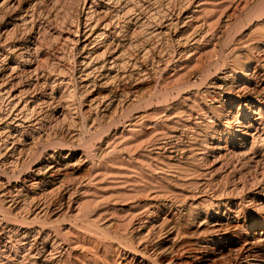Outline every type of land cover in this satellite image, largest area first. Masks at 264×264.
<instances>
[{
	"label": "bare ground",
	"instance_id": "obj_1",
	"mask_svg": "<svg viewBox=\"0 0 264 264\" xmlns=\"http://www.w3.org/2000/svg\"><path fill=\"white\" fill-rule=\"evenodd\" d=\"M53 1L0 0V213L7 218L0 217V264H263L264 153L257 148H264V21L253 24L255 38L233 45L238 53L227 71L213 76L212 70L222 62L213 53L236 42L237 25L263 19L264 0H234L237 16L223 26L202 16L216 0H75L56 24ZM190 6V15L204 21L182 40L194 27L184 16ZM165 34L170 44L178 42L172 57L161 56L153 41ZM53 39L62 48L44 53ZM159 72L169 82L161 102L175 92L179 102L158 101L159 121H130L146 103L133 82ZM91 87L106 94L85 107ZM117 100L115 132L102 139L105 126L96 120L108 117ZM87 161L86 178L70 181ZM251 171V182L260 184L256 193L246 189ZM178 184L196 191L180 192ZM139 195L154 200L90 218L94 237L70 227L67 244L60 232L33 228L23 217V210L36 219L58 212L87 216L100 199L110 206L113 196ZM249 198H258L253 218L242 208ZM193 228L202 229L200 237H191Z\"/></svg>",
	"mask_w": 264,
	"mask_h": 264
},
{
	"label": "rangeland",
	"instance_id": "obj_2",
	"mask_svg": "<svg viewBox=\"0 0 264 264\" xmlns=\"http://www.w3.org/2000/svg\"><path fill=\"white\" fill-rule=\"evenodd\" d=\"M64 1V2H63ZM73 1H75V0H54L53 2H54V6H56V12H57V18L59 19V20H57L56 22H55V24L58 22V21H60L61 20V18H63V16L67 13V11H69V7H71V5L74 3ZM170 0H165V3L167 4L168 2H169ZM224 0H216V2H218L219 4H216L215 5V7H211V9H209L208 11H206L205 12V14L204 15H202V16H205V17H207L208 19H209V21H213L214 23H215V21H217V22H219V24H223V25H225L224 23H226V21L225 20H227V18H233L232 20H234V17H235V15L237 14L236 12H234L236 9H234L233 7H235L234 5H235V3L237 2V1H234V0H231V2L230 3H228V2H223ZM234 1V2H233ZM222 2V3H221ZM65 3V4H64ZM234 3V4H233ZM229 4H231V5H229ZM194 6H196V5H194ZM220 6V7H219ZM72 7H73V5H72ZM216 8H218V9H216ZM54 9H55V7H54ZM192 10L193 11H195V8L193 7V6H190L189 8H187V10L185 9L184 10V13H185V19H187L189 22H191L192 23V25H194V27H190V29L191 30H189L187 33H185V36H184V34H183V39L182 40H184L185 38H186V36L188 35L189 36V32H191V33H193V30L198 26L197 25V23L198 22H203L204 20H202L201 18H199V19H197V17H192V15H190L191 13H193L192 12ZM238 15H239V13H238ZM188 16H190V17H188ZM237 16V15H236ZM243 17H244V15H243ZM192 18H193V20H192ZM263 18V19H262ZM261 19L262 20H256V19H254L253 21H251L250 23H245V24H242V25H237V28H236V30H233V33H234V37L236 38V42H234V41H231L232 43L229 45H223V49H224V51H223V53L222 54H220L219 53V51H217V52H215V53H213V55H214V57H213V59L214 60H218L219 58H220V61H222V62H220L221 64L218 66V70H216L215 68H213V70H212V75L213 76H215V75H220V73H223V72H225V71H227L228 69H229V65L231 64V58H232V56H235L236 55V53H238L236 50H234V46L233 45H235V44H238V45H236V46H239V47H241L242 45H243V43L246 41V40H248V39H251V37L252 38H255V35L254 34H256V33H254L255 32V30L254 31H252L253 29H254V25L256 24V21H264V17L262 16L261 17ZM197 20H200V21H197ZM193 21V22H192ZM201 22V23H202ZM212 22V23H213ZM255 22V23H254ZM193 23H195V24H193ZM207 23V22H206ZM209 23V22H208ZM198 24H200V23H198ZM254 24V25H253ZM182 25V24H181ZM208 25V24H207ZM222 25V26H223ZM241 27V28H239V27ZM217 27V26H216ZM236 27V26H235ZM235 27H233L232 29H235ZM193 29V30H192ZM235 31V32H234ZM210 33V32H209ZM63 34L64 35H68L69 34V32H67L66 31V29L65 30H63ZM191 35V34H190ZM257 35V34H256ZM162 36H164V37H162L163 39L160 41V39H161V35H159L158 37L159 38H157L156 39V36H155V39L153 38V41L154 42H156L160 47V55L162 56V55H164L163 57H169V55L168 54H170V56L172 57L173 55H174V53H172V52H174L175 51V49L177 48V46H178V42L175 40V42L173 43V44H170L171 42L169 41V37H168V35L167 34H165V35H162ZM187 36V37H188ZM130 37H132V36H130ZM167 37H168V41L166 40L167 39ZM123 38V37H122ZM239 38V39H238ZM224 39V38H223ZM56 40V41H55ZM238 40V41H237ZM239 40H243L242 42H240L239 43ZM58 41V42H57ZM169 42V43H168ZM61 44V40L60 39H53L50 43H47V44H45L44 45V47H43V52L44 53H49V54H51L52 52H53V50H55V49H58V48H62V46H58V44ZM161 43V44H160ZM234 43V44H233ZM164 45V46H163ZM218 46H219V44H217ZM241 45V46H240ZM58 46V47H57ZM162 46V47H161ZM231 46V47H230ZM82 46L81 45H79V47H78V49H76L75 51H74V53L76 54V56L79 58L80 57V55H82V53H84V52H82V48H81ZM174 47H176V48H174ZM55 48V49H54ZM218 48V47H217ZM232 49V50H231ZM241 49V48H240ZM239 49V50H240ZM133 51L134 50H136L135 48H133L132 49ZM218 50V49H217ZM227 50V51H226ZM231 50V51H230ZM77 52V53H76ZM80 52V53H79ZM121 52H123V53H126V50L124 51V50H122ZM232 52H234V53H232ZM168 55V56H167ZM222 58V59H221ZM172 59V58H171ZM171 59H170V61H171ZM50 62L49 63H51V64H53L54 62H56V61H58V59L57 60H55V61H53V60H49ZM227 61V62H226ZM175 62H176V58L174 59V60H172L171 61V63L170 64H172V65H174L175 64ZM226 64V65H225ZM229 64V65H228ZM170 68L168 69V70H171L172 69V66H169ZM228 68V69H227ZM216 71V72H215ZM218 71V72H217ZM215 72V73H214ZM160 74H161V72H159V74H156L155 76L154 75H152L151 77H149V78H147V79H144V80H135L136 82H133V84H134V90L137 92L136 93V95L137 96H139V98H144L145 100H146V103H145V105H143L141 108H138V109H136V110H133L132 111V113H131V118H130V121H132V120H134V119H136V118H138V116H140V117H143L144 119V123L145 122H148V121H159V119L160 118H158V117H160V115H162V114H157V112H155L156 110L155 109H157V107L159 108V106L161 105V103H162V106H166L167 104H169V103H171V102H179V96H177L178 94L175 92L174 94H173V96H171V97H169V101L168 102H164V101H162L161 102V100H163V97H162V93H161V89H163L168 83L167 82H163V79H162V75L160 76ZM264 77L262 78V81H261V83L263 84V86H261V87H264ZM138 81V82H137ZM141 81V82H140ZM147 81V82H146ZM175 81H177V78H174V80H171L170 82L171 83H174ZM170 83V84H171ZM206 86H209V85H207V84H205ZM92 88V89H91ZM91 88H89L90 90H87L86 92H85V94H84V97H85V99H84V97H83V101L85 100V103H84V105H85V107H86V105H88L89 104V102H90V100L91 99H97V98H101V97H103L105 94H106V92L104 91V90H99V88L100 87H98V88H93V87H91ZM161 90V91H160ZM93 92V93H92ZM97 92H100V93H97ZM105 92V93H104ZM157 92H159L158 94H157ZM87 93V94H86ZM91 93V94H90ZM159 96V97H156L155 98V96ZM174 95H176V96H174ZM95 96H98L97 98L95 97ZM92 97V98H91ZM175 97H178V98H175ZM162 98V99H161ZM174 98V99H173ZM158 101H160L161 103H159ZM150 104H149V103ZM87 103V104H86ZM118 100L116 101V102H114V105H112L111 107H110V109H109V111H108V113H109V115H108V117H105V118H100V119H98V120H96L97 121V124L98 123H101L102 125L104 124V126H105V130L103 131V134H102V136H103V138L102 139H106V134H108V136H111V135H113L114 134V129L116 128V123L114 122V119H117V118H119V116L118 115H120V112H121V107H119V105H118ZM149 104V105H148ZM114 106H116V108H117V110H115V107ZM145 106V107H144ZM238 106V105H237ZM119 107V108H118ZM118 109H120V110H118ZM155 110V111H154ZM111 111V112H110ZM113 112V113H112ZM153 113V114H152ZM157 115H156V114ZM141 114H143L142 116H141ZM113 117V118H112ZM129 124V122H127L126 124L124 123V126H126V125H128ZM63 125H66V130L67 129H69L70 131H74V130H76V131H80V135L83 137L84 135H87V137H88V134H84V133H86V132H81L82 130L80 129V126H77V125H71L70 127L67 125V123H65V124H63ZM75 127V128H74ZM74 128V129H73ZM122 127L120 126V128L119 129H121ZM107 136V137H108ZM59 137H61L60 135H58V136H56V135H52L51 136V138L54 140V142H58L60 139H59ZM192 138V137H191ZM101 139V140H102ZM99 141L100 140H95L94 142H93V144H94V146H97V144L99 143ZM192 140H190L189 139V142H191ZM195 141V140H194ZM194 143V142H193ZM258 143H260V142H258ZM77 144V146L79 145L78 143H76ZM76 144L74 145L75 147H77L76 146ZM101 144H104L105 145V141L104 140H102L101 141ZM261 144V143H260ZM260 144H258V145H260ZM37 148H39V149H43V147L44 146H42L43 145V143H38L37 142ZM81 148H83L82 149V151L85 153V154H87L88 153V149L87 148H85V147H83V146H80ZM51 149H56V148H51ZM58 149V148H57ZM87 150V151H86ZM143 149H138V150H136L135 151V153L136 154H138V152H141ZM155 150H158V149H155ZM264 148H262V149H260L259 147L257 148V152H258V154L259 155H262L264 152ZM161 161H163V159H161ZM86 165V166H85ZM87 165H89V161H87L85 164H83L82 166H80L81 167V169L80 170H78V171H75L74 173H73V175L71 174L70 176L71 177H69V180L71 181L72 180V182H74V181H79V180H82V179H85L86 178V174H87V171L86 170H83L84 168H82V167H87ZM84 171V172H83ZM221 171H223V170H218L217 171V175H220V177L222 178L225 174H222V172ZM218 172H220V173H218ZM252 172V173H251ZM251 172H249L248 174L249 175H247L248 177V179L250 178V176H251V179L249 180L250 182H251V180H252V177H253V171H251ZM74 176V177H73ZM225 177V176H224ZM220 178V179H221ZM191 180V177H186V180ZM183 180V181H182ZM181 181H179V184H184V183H182V182H184V180H185V178H183ZM158 181H161V180H159L158 179ZM235 181L237 182V179H235ZM142 183L141 184H143V182H144V180L143 181H141ZM231 182H233V179H232V181ZM255 182V181H254ZM248 183V185L246 186V189H247V191H249L248 193H256V192H258L259 190H260V184L259 183H257V182H255V183ZM161 183H163V182H161ZM156 184V183H155ZM178 184V186L177 185H175V187L177 188V190L178 191H180V192H192V191H194L193 189H191L190 187H189V190H188V186H186V185H179ZM257 184V185H256ZM190 190H192V191H190ZM196 191V190H195ZM194 191V192H195ZM210 191V190H209ZM209 191H208V193H209ZM246 191V192H247ZM151 193V192H150ZM149 193V194H150ZM234 195H236V193L234 192L233 193ZM238 194H240L241 195V192H238L237 193V196H239ZM262 195V194H261ZM264 195V194H263ZM145 196H143V195H139L138 196V198H135V200H130V197H121L120 199H118L119 197L118 196H113V198L111 199V200H114V198H115V200L116 201H114V202H112V204L113 205H104V201H103V199H100V202H101V200H102V202L101 203H99V206L97 205L96 207H94L92 210H91V214H89V213H87L88 215V217L87 216H85V214H80L79 213V216H78V213L76 214L75 212L73 213V214H65V213H61V212H58L57 214H54V215H52L51 217H49V218H42L41 217V219H36V218H34V215H32V216H30L29 217V215L28 214H26V211L25 210H23V214L25 213V215H23V217H25L26 218V223H28V224H30L31 225V227H33V228H36V229H38V230H41V231H44V232H47V233H52V234H55L56 232H60L61 233V235H59V241H60V243H63V244H67V237H66V235L65 234H67V232L69 231V229H70V227L71 228H74L75 226V228L74 229H77L78 231H81L86 237H94L95 236V234L92 232V231H89V220H90V218H92L91 220H93V219H95V218H97V214H100V213H102L103 211H105V210H109L110 208V213H108V210H107V214H111L112 212H113V207L114 206H117V208L119 209H121V208H128L129 206L128 205H130L131 203H133L134 201H140V202H142V203H144V202H147V201H151V200H154V199H152V198H150V196L148 195V196H146L145 198H144ZM122 198H125L124 199V201L122 200ZM148 198V199H147ZM173 197H172V194H169L168 196H167V199H172ZM121 200V201H120ZM251 202H250V201ZM253 201H252V199H248V200H245V203H244V206H242V208H244V210H246V209H248V210H246L247 211V215L249 216V218L252 216V215H255L256 213H254V212H252L251 211V209L253 208V206L255 205V204H257L258 203V198H257V202L256 201H254V202H256L255 204H254V202L252 203ZM103 204V205H102ZM106 204V203H105ZM76 206V205H75ZM113 206V207H112ZM173 207V206H172ZM175 208H176V206H174L173 208H172V210L171 211H169V213L171 212V214H172V216H174V217H176V210H175ZM173 211V212H172ZM251 211V212H250ZM18 213H20V212H18V211H15L14 212V215H18ZM174 213V214H173ZM0 217H1V219H3V221H5V220H7V218L6 217H4V214L1 212L0 213ZM81 217V218H80ZM109 217H111V216H109ZM254 216H252V218H253ZM24 218V219H25ZM74 218H76L75 219V221H74ZM87 218V219H86ZM13 219L14 218H12V219H10L9 221L11 222V223H13L14 221H13ZM18 220H21V218L20 217H18ZM90 220V221H91ZM98 220V219H97ZM39 222V223H38ZM105 222V221H104ZM76 223V224H75ZM101 223V225L103 224V221H101L100 222ZM106 223V222H105ZM112 223V222H111ZM110 223V227H111V225L113 226V225H115V224H111ZM104 225V224H103ZM109 227V226H108ZM111 229V228H110ZM114 230V228H112V230H110V231H113ZM202 230V229H201ZM200 229L199 230H195V228H193L192 229V233H191V237H200V231H201ZM252 231H254V229H252ZM258 231H261V229L259 228V230ZM63 235H65V236H63ZM114 232H111V235L110 236H108V238L107 239H109V240H112L111 238H114ZM163 235L164 234H162L161 236L163 237ZM111 237V238H110ZM260 259L261 260H263L264 259V255H262V257H260ZM99 262H102V258L100 259V261ZM263 262V264H264V261H262Z\"/></svg>",
	"mask_w": 264,
	"mask_h": 264
}]
</instances>
